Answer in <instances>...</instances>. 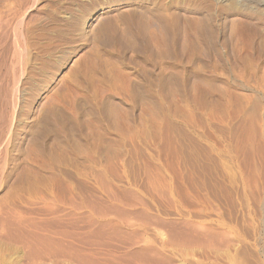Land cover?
<instances>
[{
    "label": "rangeland",
    "instance_id": "1",
    "mask_svg": "<svg viewBox=\"0 0 264 264\" xmlns=\"http://www.w3.org/2000/svg\"><path fill=\"white\" fill-rule=\"evenodd\" d=\"M225 6L0 0V223L36 219V253L33 236L168 252L174 231L233 236L239 261L264 264V83L238 61L255 17ZM3 229L4 264L64 263L55 247L28 260Z\"/></svg>",
    "mask_w": 264,
    "mask_h": 264
},
{
    "label": "bare ground",
    "instance_id": "2",
    "mask_svg": "<svg viewBox=\"0 0 264 264\" xmlns=\"http://www.w3.org/2000/svg\"><path fill=\"white\" fill-rule=\"evenodd\" d=\"M214 1L217 4H222L224 6L226 5L225 8L228 10V12L230 14H241V16L243 15L249 19L252 17H255V18H252V23H248L247 25L244 24L245 26L243 25V27L250 29V30L247 29V31L250 32L248 34L250 39H249V43L247 45H245V46H247L246 47L247 55L242 56L239 54L240 56L238 55V58H239L238 61H240L241 64L245 63V65H243V67H242L244 71H249L255 76L260 74V76L257 77V79H259V84H260V82H261V84L264 83V41H261V42L258 41L259 43H256V39H259L260 36L263 35V32H264V25L263 26L261 25L262 26L261 30H260V28H257L258 23H260L262 21V19L264 18V14L262 15V12L264 11V0H214ZM3 18H5V17L3 16ZM3 18L1 17V14H0V37L3 35L2 29H4L1 27V25H3V23L5 22ZM6 22H8V21L6 20ZM243 22H246V21H243ZM3 26H6V24ZM241 27L238 28L237 26H235V28H232L233 29L232 32L236 35L237 34L238 35H244L246 30L243 31L242 29H240ZM170 30H172V28H170ZM245 35H247V34H245ZM224 61H226V60H224ZM253 65H255L254 66L255 68L253 67ZM219 72H221V71H219ZM238 72L239 71H237L236 69L233 70V73H235V74H237ZM251 73H249V74H251ZM256 85H257L258 89H261V88L264 89V87L262 85H261V87H259L258 84H256ZM251 88H253V87H251ZM254 88L256 90V86H254ZM262 198L263 199H261L260 203H261L262 207L264 208V196ZM44 207H46L45 209L48 211V213H50L51 216H53V217H50L51 219H49L47 221L46 224L47 225L50 224V225H48V226L45 225L46 228L49 226L51 227V225H54V224L56 225V224L60 223V221H61L60 217L58 218L56 216L57 211L55 212L54 208H52L50 206H44ZM35 220L26 219L23 217H17V215L15 217L10 218V219L3 220L5 222L0 223L1 227H3L4 229H8L7 232L10 231V233H8L7 236L5 237L8 240V241L7 240L6 241L8 243H11V244L13 242L18 243V244L19 243L20 244L21 243L27 244V240L29 238L27 239V237H23L24 234H23L22 229L24 227H30L31 229L32 228L37 229L36 226L41 225V224L36 223ZM44 222H46V220ZM41 223H43V222H41ZM83 223H84V221H83ZM36 224H38V225H36ZM84 224L89 225L90 221L87 220L86 223H84ZM102 226L104 227V225H101V228H102ZM53 227H55V226H53ZM59 227H61V226H59ZM87 227H89V226H87ZM173 232H172V234L167 233L168 238L163 243L164 247L168 248V252H166L165 249H164L165 252H163L164 250L163 251L154 250L151 247H149L148 243H147V245L142 246L143 248H141V250H138V251H129V250L126 251L127 249H125V251H119V249H118V251H116V250H114V251L113 250L112 251H109V250L108 251H98L97 250V251L92 252V249L90 251L89 249L81 248L83 245L80 247L81 249L79 248L76 250L75 249L76 247H75L74 248L75 250H74L73 247L71 249H69L68 247L65 248V246L58 241H57L58 244L55 243L56 247H55V245L52 246L50 243L51 241L49 242V239H45V238L38 239L35 236H33L31 238L36 239V241L34 240L35 242L39 241V244L44 247V249H45L44 251L36 253L37 251L34 250L35 248L32 249L34 242L32 243L31 241H29V242H30V244L32 243L31 244L32 246H30V244H27V245L25 244V245L27 246V248L29 250L28 255H27L28 260L33 259V258H35L37 260L49 259V257L51 256V254L49 253L50 247H55L56 253H57L55 258H60V260H62L61 258H63V260L67 259V260H65L66 264H67V262L70 264H245L246 263V262L245 263L242 262L241 261L242 259L239 261L238 258L236 257L237 255L235 256L234 252L236 251V246H237L238 242L235 238H233V236L231 237V236L220 235V234L219 235H213V234L210 235L207 233L206 234H201V233L196 234L195 233L196 235H194V233H192L193 235H191V234L185 235L186 232L184 234H173ZM61 234H62V232H61ZM63 235H64V233H63ZM163 239H165V238H163ZM84 240H85V238H84ZM101 240H103V239H101ZM24 241H26V242H24ZM87 241H88V238H87ZM146 242H148V241H146ZM143 244L144 243H142V245ZM134 245H135V243H134ZM8 246H10V245H8ZM9 249H11V248H9ZM239 252L240 251H238L237 253H239ZM51 253L53 254V251ZM263 254H264V251H263ZM52 257H54V256L52 255ZM51 259H49V261ZM54 260H56V259H54ZM60 260H59V262L58 261L57 262L58 263H60V262L65 263V261H63V260L60 261ZM4 261L5 260L3 259V255H1V253H0V264H4ZM64 263H62V264H64ZM253 264H254V262H253Z\"/></svg>",
    "mask_w": 264,
    "mask_h": 264
}]
</instances>
